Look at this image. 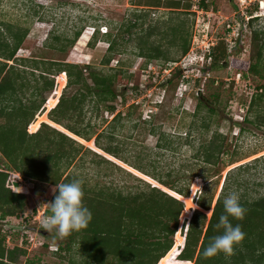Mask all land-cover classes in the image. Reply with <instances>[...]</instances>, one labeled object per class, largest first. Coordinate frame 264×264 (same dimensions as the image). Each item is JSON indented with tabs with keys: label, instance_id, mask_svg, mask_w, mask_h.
Segmentation results:
<instances>
[{
	"label": "trees",
	"instance_id": "trees-1",
	"mask_svg": "<svg viewBox=\"0 0 264 264\" xmlns=\"http://www.w3.org/2000/svg\"><path fill=\"white\" fill-rule=\"evenodd\" d=\"M207 2L209 0H201L199 4L208 10L212 4ZM181 4L180 0H174L165 3V6L178 8ZM134 5L136 11L133 15L136 21L123 22L121 28L124 26L128 33H132V28L138 26L145 30L144 33H136L134 37L139 49L138 54L146 57L148 62L159 58L175 61L161 43L166 33L161 30L160 23H149L144 28L152 10L163 6L164 3L161 0H136ZM190 7V3L184 4L186 10ZM233 7L237 9L236 4ZM252 12L246 22L250 27L257 19V16L253 17ZM227 22H230V19ZM223 26L224 33L229 34L231 28L226 24ZM4 27L5 31L0 33V153L6 159L8 168L0 167V264H19L20 257L27 254L26 249L20 245L10 244L12 236H15L12 231L18 230V227L9 224L7 219L23 214L28 201L25 193L18 192L13 189V185H9V170H15L35 185L41 183L56 187L59 184L80 181L83 190L82 202L90 210L92 220L85 229L72 232L66 236L67 242L59 245L58 249L65 248L71 258L76 255L82 257L81 263L73 258L69 264H264V194L252 199L244 197L243 194L239 195V202L246 209V213L243 219L231 216L228 219L233 226L241 227L245 239L234 246L233 253L227 255L218 252L210 257L204 255V250L212 240L224 232L223 226L219 225V218L226 215L224 198L230 195L229 191L234 183L236 188L242 183L234 179L233 173L241 168L248 169L261 157L235 167L232 169L234 171L230 170L216 201L215 194L205 196L201 192L195 200L196 205L193 200L196 191H191L190 194L189 189L192 178L198 173H192L186 185L179 186L174 181L164 179L161 173L151 171L142 163L134 162L125 155L122 142L118 139L125 125L139 129L140 134L149 127L151 134L156 135L157 126L154 121L159 116L155 118L153 115L150 119H144L142 112L138 111V103L129 104L125 113L123 110H117L116 101L123 95L117 91L116 85L122 81L128 83L131 78L123 69L122 61L117 68H92L87 72L76 63L16 57L29 34V28L12 23H5ZM178 29L181 34L177 33ZM82 30L83 27L76 29L71 38L65 34L56 35L53 47L58 50L70 49L81 36ZM98 33L99 30L96 29L89 42L90 46L95 45ZM158 34L163 35L161 39H152L153 35ZM120 35L107 31L104 33V39L109 44L103 59L104 66L111 63L116 53H120ZM170 36L169 42L181 48V55L191 53V34L186 22L182 21L171 27ZM263 41L262 31L252 29L249 60L241 61L237 65L245 78L249 77V74L253 75V79L264 78ZM205 55L211 56V62L204 63V72L223 68L225 63H228L227 44L220 41ZM57 73L61 74L54 91L60 93L46 101L45 92L53 90L54 76ZM166 82L172 83V79L163 83ZM30 88L31 94L27 95ZM71 88L73 91H69ZM254 88L244 120L259 125L264 122V116L257 111L264 106V83H255ZM129 90L132 92L133 89ZM125 101L126 99L122 100L123 105L126 104ZM209 102L215 105L221 103L219 89L211 92L208 98L199 96V104L192 116L198 117L203 107L210 115L217 113L216 106H209ZM87 104L90 107H87ZM89 112L92 113L91 117H88ZM105 112L113 116L108 121V126L98 132V123H92V118L96 116L101 117L103 122L107 121ZM168 137L161 133L158 140H169L168 143L173 144V140L170 141ZM81 140L90 141L91 146H86ZM158 145L164 147L169 144L159 142ZM92 146L102 151L93 149ZM225 147V136L216 132L199 148L204 162L217 166ZM88 155L91 156L90 163L103 166L98 171L109 169L119 176L124 175L136 180L138 184L123 191L114 187L112 182L97 181L96 185L83 183L80 174L74 172L73 168H82L87 164L85 157ZM243 158L231 159L229 165ZM121 161L151 177V182L155 180L170 190L165 191V187L153 185L139 177L123 167ZM167 175L173 174L168 172ZM103 176L107 174L104 173ZM55 194L57 193L54 192L51 197V203ZM193 205L205 210L212 209L211 217L208 219L199 209L192 212ZM181 213L182 220H189V224L184 226V235L177 232L173 245V235L178 228ZM46 215H50V206ZM34 263L31 260L25 261V264Z\"/></svg>",
	"mask_w": 264,
	"mask_h": 264
},
{
	"label": "rangeland",
	"instance_id": "rangeland-1",
	"mask_svg": "<svg viewBox=\"0 0 264 264\" xmlns=\"http://www.w3.org/2000/svg\"><path fill=\"white\" fill-rule=\"evenodd\" d=\"M135 1L0 0V33L5 31V23L29 28V34L16 57L46 58L76 63L87 72L92 68H117L122 61L123 69L131 78L129 84L122 81L116 85L117 91L123 95L116 101L117 110H123L125 113L129 104L138 103V111L142 112L144 119H150L153 115L155 118L159 116L154 121L157 126L156 135L151 134L149 127L140 134L139 129H132L129 125H125L118 136L125 149V155L134 162L142 163L151 171L161 173L164 179L174 181L179 186H185L187 179H191L192 173H198L192 178L189 189L190 194L191 191H196L193 198L195 204V200L201 192L205 196L215 194L216 201L229 171L256 157L261 158L259 161L253 162L248 169H235L233 177L242 183L238 188L234 183L229 193H236L238 196L243 194L244 197L250 199L263 195L264 122L257 125L246 122L244 119L250 97L255 91L254 84L264 83V78L254 77L255 79H253L251 74L245 78L237 65L241 61L249 60L252 29L261 30L264 40V0H209L207 3L212 4V7L208 10L200 6L201 0H180L182 4L178 8L165 6V3L174 0H161L164 5L152 10L144 28L149 23L153 25L160 23L161 30L166 33V37L162 38L163 35L158 34L153 35L152 39L162 38L163 48L167 49L175 61H164L163 58H159L149 62L146 57L138 54L139 49L134 40L136 33H144L145 30L138 26L132 28V33H128L124 26L121 28L123 22L136 21L133 15L136 11ZM187 3L191 4L188 10L184 8V4ZM235 4L237 9L233 7ZM256 5L257 8H255ZM206 11H208V15ZM251 11H253V17L257 15V19L250 27V24L246 25V17L250 16ZM227 19H230V34L224 33L222 25ZM182 21L186 22V27L189 29L193 47L191 53L186 55H181V48L169 42L171 27L176 26L179 22L182 23ZM81 27H83L82 34L70 49L58 50L53 47L56 35L65 34L71 38L73 32ZM96 29L99 30L98 39L92 47L89 42ZM106 31L107 33L112 32V34H121L118 36L120 53L114 55L108 66L103 64L109 45L104 39ZM177 31L178 34L182 33L179 29ZM220 41L227 44L228 63L222 62L226 64L225 67L204 72L201 67L205 63L204 55ZM9 63L11 64L12 61ZM262 65L264 66V49ZM177 72L179 73L177 74ZM60 74L57 73L54 76L53 90L45 92L46 101L48 98L52 99L59 95L60 91L54 90L58 85ZM188 77L191 78V81L186 84L184 79ZM166 79H172V83H163L167 81ZM32 85H34L33 80ZM129 88L133 89L132 92ZM217 89L221 91V103L215 105V103L209 102V106L215 105L218 112L210 115L208 110L203 107L198 117H193L192 114L199 104V96L204 95L208 98V95ZM31 91L32 88L27 90V95H30ZM69 91H73V89L71 88ZM123 99H126L125 105L122 104ZM87 107L90 106L87 104ZM47 110L48 108H46ZM257 111L264 116V106ZM91 115L92 113L89 112L88 117ZM104 116L107 119L104 122L101 117L93 116L92 118V123H98V132L108 126V121L113 115L105 112ZM29 132H31L30 129ZM216 132L225 136L226 147L219 164L212 166L204 162L199 147L202 143L210 140ZM161 133L169 136L170 141L173 140L174 143H168L169 140L159 141ZM92 140L94 141V138ZM81 141L86 146H91L90 141ZM159 142L169 145L160 147ZM91 148L97 149L94 146ZM97 150L102 151L99 148ZM247 155L250 156L243 158ZM90 157V155L85 157L88 163L82 168H73L74 172L80 174L83 183L96 185L97 181L112 182L114 187L123 191L138 184L136 180H131L124 175L119 176L118 173L109 169L103 168L102 172L98 171L103 166L90 163ZM240 158L243 159L229 165L231 159ZM120 164L153 185L163 186L164 190H170L155 180L156 184L151 182L153 181L151 177L122 161ZM6 165V159L0 153V167L6 168ZM168 172L173 175L168 176ZM104 173L107 176H103ZM8 178L9 185H13V189L16 191L25 193L28 201L23 214L7 219L9 224L18 227V230L12 231L15 236H12L10 244L20 245L27 251L25 256L20 257L19 264H25L26 260L34 261V264H69L73 258L81 263V256L76 255L71 258L65 248L58 249L62 242H67L66 237H59L55 230L46 231L37 221L38 217L45 216L44 213L50 206L55 186L41 183L35 185L15 170H9ZM184 203L186 207V202L184 201ZM188 203L191 204V202ZM194 206H192V212L199 209L207 215L208 219L211 217L212 209L205 210ZM181 216L182 213L179 217L178 228L173 235V245L177 232L184 235V226L186 223L187 226L189 224V220L183 221Z\"/></svg>",
	"mask_w": 264,
	"mask_h": 264
},
{
	"label": "clouds",
	"instance_id": "clouds-1",
	"mask_svg": "<svg viewBox=\"0 0 264 264\" xmlns=\"http://www.w3.org/2000/svg\"><path fill=\"white\" fill-rule=\"evenodd\" d=\"M204 58L206 60L208 57L204 55ZM53 191L57 194H55L54 201L49 203L50 215L45 216L41 221L43 229L55 230L59 237H66L74 231L85 229L92 220V214L83 205V190L80 181L56 185ZM223 207L226 215L219 218V225L223 226L224 232L215 237L204 250L206 257L218 252L231 255L234 246L239 245L245 239V233L241 227L233 226L228 219L229 216L243 219L246 213V209L239 202L238 194L232 193L225 197Z\"/></svg>",
	"mask_w": 264,
	"mask_h": 264
},
{
	"label": "built area",
	"instance_id": "built-area-1",
	"mask_svg": "<svg viewBox=\"0 0 264 264\" xmlns=\"http://www.w3.org/2000/svg\"><path fill=\"white\" fill-rule=\"evenodd\" d=\"M207 12H208V11H206V14H207ZM207 15H208V14H207ZM250 17H251V16L246 17V20H249ZM227 20H228V19H227ZM227 20L224 21L223 24H227L228 27H231L230 22H227ZM223 24H222V25H223ZM230 32H231V31H230ZM230 32H229V34H230ZM192 49H193V47H191V50H192ZM210 51H211V49H210ZM210 51H209V52H210ZM209 52H208V53H209ZM208 53H206V54H208ZM205 62L210 63V62H211V56H209V57L206 59ZM203 65H204V64H203ZM201 67H202V66H201ZM199 69H200V68H199ZM183 76H184V78H185V75H183ZM184 81L186 82V84H188V83L191 81V78L188 77V78L184 79ZM44 214H45V216H48V215H46V212H45ZM45 216H43L42 218L38 217V219L36 218V219L38 220V222H39L40 225H42V224H41V221L43 220V218H44Z\"/></svg>",
	"mask_w": 264,
	"mask_h": 264
},
{
	"label": "crops",
	"instance_id": "crops-1",
	"mask_svg": "<svg viewBox=\"0 0 264 264\" xmlns=\"http://www.w3.org/2000/svg\"><path fill=\"white\" fill-rule=\"evenodd\" d=\"M10 238L8 237V240H9Z\"/></svg>",
	"mask_w": 264,
	"mask_h": 264
}]
</instances>
